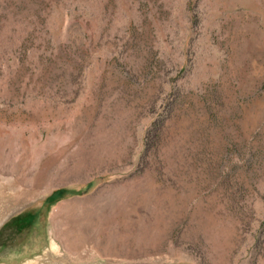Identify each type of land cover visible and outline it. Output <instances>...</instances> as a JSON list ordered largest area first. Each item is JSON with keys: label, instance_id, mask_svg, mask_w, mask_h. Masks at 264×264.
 Returning <instances> with one entry per match:
<instances>
[{"label": "rangeland", "instance_id": "1", "mask_svg": "<svg viewBox=\"0 0 264 264\" xmlns=\"http://www.w3.org/2000/svg\"><path fill=\"white\" fill-rule=\"evenodd\" d=\"M0 264H264V0H0Z\"/></svg>", "mask_w": 264, "mask_h": 264}]
</instances>
